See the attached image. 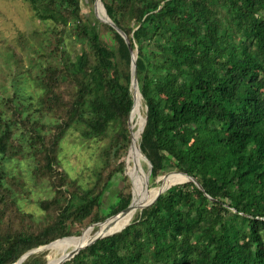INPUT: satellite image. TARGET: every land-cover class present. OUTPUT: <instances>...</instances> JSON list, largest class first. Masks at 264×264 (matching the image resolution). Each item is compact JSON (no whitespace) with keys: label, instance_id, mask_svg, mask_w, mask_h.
Instances as JSON below:
<instances>
[{"label":"trees","instance_id":"trees-1","mask_svg":"<svg viewBox=\"0 0 264 264\" xmlns=\"http://www.w3.org/2000/svg\"><path fill=\"white\" fill-rule=\"evenodd\" d=\"M24 1L37 19L50 23L51 50L49 63L40 66L44 93L35 111L23 121L28 105L21 100L15 111L35 170H46L42 176L53 189L66 190L40 202L47 220L35 224L19 207V187L11 188L16 178L7 181L10 174L0 173V264H16L51 243L54 248L86 222H104L130 206L132 197L117 190L109 210L104 208L105 193L125 174L124 162L103 184L100 179L81 191L74 185L70 192L66 176L54 167L63 139L81 125L87 127L83 137L110 139L109 165L128 152V122L137 110L133 53L146 107L139 142L152 165L151 185L174 170L201 187H170L122 230L70 249L64 259L82 250L63 264H264V0H101L130 46L110 24L100 31L83 17L85 0ZM69 44L81 47L74 57ZM50 115L54 124L47 125L43 120ZM142 118L135 117L136 125ZM10 122L0 117L3 161L15 160L20 151L14 150L23 149L14 133L19 124ZM171 178L177 183L187 177ZM137 197L134 192L132 205ZM113 220L99 234L109 233ZM22 264L51 263L44 252Z\"/></svg>","mask_w":264,"mask_h":264},{"label":"rangeland","instance_id":"rangeland-1","mask_svg":"<svg viewBox=\"0 0 264 264\" xmlns=\"http://www.w3.org/2000/svg\"><path fill=\"white\" fill-rule=\"evenodd\" d=\"M84 3L83 17H86L93 27L101 31V25L107 24L104 22L107 21V18L103 3L101 0H96L92 5H89L87 0ZM34 15L30 4L24 0H0V117H3L8 124H11L10 121H16L19 124L17 128H14V133H17L23 146V149L18 148L14 150L15 152L20 151L15 160H0V173L10 174L7 177V181H9V177L11 176L16 178V186L11 185V188L15 189L19 187L16 198L18 199L19 207L23 213L32 215L33 222L38 224L47 220V212L40 208V202L53 200L54 197L58 196L55 191H64L66 190V186L58 187L56 190L53 189L50 182L42 176L46 170H35L37 164L33 157V149L29 146V142H27L24 124L22 121H19L20 118L18 113H16L19 100L26 101L28 108L25 109V113L21 112L23 121H25L35 111L38 99L44 93L40 90V66H46L49 63L48 53L51 48L48 47V44L51 38V25L50 23H43ZM69 49L73 51L72 57H74L75 51H81V47L77 44H69ZM133 93L137 103V110L128 122L132 144L121 160L113 161L109 165L106 151L110 146V139L100 140L83 137L87 131V127L81 125L70 130L63 139L59 154V166L54 167V173H61V177L66 176L68 182L67 191L70 192L74 185H77L79 191H81L80 188L82 190L94 188L100 179H102L101 183L103 184L113 166L124 162L126 164L125 174L116 178L112 191H107L104 195V208L106 210H109L110 202L112 203L116 200L115 195L117 194V190H121L124 196L130 195L132 197V204L133 193L137 194L140 190L142 193V189L145 191L146 184L142 185V179L144 182L147 181L150 189H155L156 193L147 194L149 191L146 192V197L133 214L126 213L125 215L117 216L118 218H114L111 226H114L115 232L125 227V223L130 216L133 219L139 210H143L142 208L152 203L154 198L147 197L160 194L162 192L160 190L166 187L165 185H167L170 177L183 175L170 170L159 177L155 185H151L152 171L150 163L142 153L144 160L139 161L137 148L134 144V138L140 144V134L138 133L140 125H136L137 120L135 117L140 114L141 110L142 119L145 123L146 107L139 92L133 89ZM31 99L32 101H30ZM43 122L47 125L54 124V116H46ZM42 134L44 135L45 133L42 131ZM16 146L17 144L12 142L10 147L15 148ZM188 182V178H183L175 185H183ZM7 186H10V183ZM160 187L161 189L159 190L158 188ZM111 220L106 223L101 222L92 225L88 221L86 222V226L82 229L80 228L79 233L74 237H81L86 240V237L82 236L97 235L109 225ZM96 228L98 229L97 231ZM67 238L72 237L60 238L58 240L62 241ZM84 243L86 241H80L70 247L69 250ZM51 244L37 249L35 254L46 252L47 261L50 259L51 264H59L63 250L56 247L49 248ZM53 258H55V261H53Z\"/></svg>","mask_w":264,"mask_h":264},{"label":"bare ground","instance_id":"bare-ground-1","mask_svg":"<svg viewBox=\"0 0 264 264\" xmlns=\"http://www.w3.org/2000/svg\"><path fill=\"white\" fill-rule=\"evenodd\" d=\"M107 18V17H106ZM133 56H135V54L133 55ZM145 111V110H144ZM140 114L142 113L141 112V110H140V112H139ZM146 113V112H145ZM142 126H143V119H142V123L140 124V128H139V134H140V132H141V129H142ZM134 140H135V145H136V148H137V152H138V156H139V161H142L143 160V158H142V154H141V152H140V144H138V142L136 141V138H134ZM185 176V175H184ZM187 177V176H186ZM188 178V177H187ZM189 179V178H188ZM189 182H190V179H189ZM145 184H146V186H145V191L143 190L142 191V193L140 192L139 194H138V198H136L137 200L134 202V204L131 206V210L129 211V212H127V213H134L135 211H136V209L138 208V206L140 205V203L143 201V199H144V196H145V194H146V192H148V191H150V190H148V184H147V181L145 182ZM176 183H175V180H172V178L170 177V179H169V181H168V183H167V185H166V187L165 188H163V189H161L160 191H163V190H167V189H169L170 187H172V186H174ZM155 193H156V191H154ZM150 193H153V191L152 192H150ZM125 215V214H124ZM123 229V228H122ZM122 229H120V230H122ZM120 230H118V231H120ZM118 231H116V232H118ZM115 232V229H114V226L110 229V231H109V233H105L104 235H102V232H101V234H99V235H96V236H82V237H86V240H84V239H82L81 237H72V239H70V240H68V241H66V242H64L62 245H64V247H63V254L61 255V258H60V262H62L63 261V259H64V256H65V254H66V252L69 250V248L70 247H72L73 245H75L76 243H78V242H80V241H86V243H89L90 242V244H92L93 242H95V241H97V240H99V239H101V238H104V237H106V236H109V235H112V234H114V233H116ZM63 241V240H62ZM61 245V246H62ZM58 246V245H57ZM56 246V247H57ZM59 262V263H60Z\"/></svg>","mask_w":264,"mask_h":264},{"label":"water","instance_id":"water-1","mask_svg":"<svg viewBox=\"0 0 264 264\" xmlns=\"http://www.w3.org/2000/svg\"><path fill=\"white\" fill-rule=\"evenodd\" d=\"M106 17H107V21H104V22H106L107 24H110L112 27H114L115 29H117V31L124 37V39L126 40V42H127V44L130 46V44H129V40H128V38H127V36L122 32V31H120L111 21H110V19H109V17H108V15H107V13H106ZM134 53L132 54V69H133V74H132V85H133V89L135 90V91H138L139 92V90H138V81H137V71H136V61H137V58H134ZM134 105H135V99H134ZM134 108V107H133ZM140 152H141V149H140ZM142 153V152H141ZM143 154V153H142ZM143 156H144V154H143ZM145 157V156H144ZM145 159L147 160V158L145 157ZM150 163V162H149ZM150 167H151V171H152V165L150 164ZM152 173V172H151ZM180 174H183V173H180ZM183 175H185V176H187L189 179H190V182H193V183H195L198 187H201L199 184H198V182L195 180V179H193L192 177H190V176H188V175H186V174H183ZM166 191V190H165ZM165 191H162L156 198H155V200L152 202V203H150L149 205H147V206H145L144 208H146V207H148V206H150V205H152V204H154L155 202H156V200L159 198V196L162 194V193H164ZM131 206H132V204L127 208V209H125L124 211H122L120 214H118V215H115V216H113L112 218H115V217H117V216H119V215H124V214H126L127 212H129L130 210H131ZM144 208H142V209H144ZM112 218H110V219H108V220H106L105 222H103V223H106V222H108L109 220H111ZM96 242V241H95ZM94 243V242H93ZM92 243V244H93ZM92 244H90V245H92ZM90 245H88V246H90ZM87 246V247H88ZM87 247H85V248H87ZM44 248V247H43ZM85 248H83V249H85ZM82 250V249H81ZM81 250H79V251H74V252H72V253H70L69 254V256H68V258L67 259H65L64 261H62V262H60L59 264H63L64 262H66V261H68V260H70V259H72V258H74ZM36 251V250H35ZM35 251H32V252H30V253H28V254H26L18 263H16V264H22L23 262H24V260L29 256V255H31V254H33V253H35Z\"/></svg>","mask_w":264,"mask_h":264},{"label":"crops","instance_id":"crops-1","mask_svg":"<svg viewBox=\"0 0 264 264\" xmlns=\"http://www.w3.org/2000/svg\"><path fill=\"white\" fill-rule=\"evenodd\" d=\"M146 186V185H145ZM142 190H144V189H142ZM138 194H139V191H138ZM138 194H137V196H138ZM138 198V197H137Z\"/></svg>","mask_w":264,"mask_h":264}]
</instances>
